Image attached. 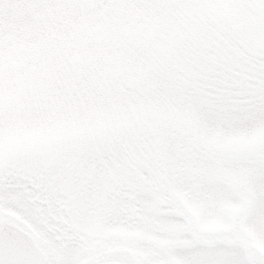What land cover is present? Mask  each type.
I'll list each match as a JSON object with an SVG mask.
<instances>
[{
	"label": "snow or ice",
	"instance_id": "1",
	"mask_svg": "<svg viewBox=\"0 0 264 264\" xmlns=\"http://www.w3.org/2000/svg\"><path fill=\"white\" fill-rule=\"evenodd\" d=\"M0 264H264V0H0Z\"/></svg>",
	"mask_w": 264,
	"mask_h": 264
}]
</instances>
